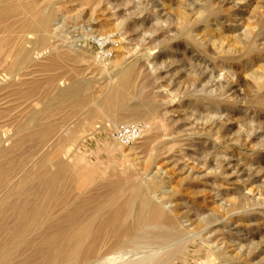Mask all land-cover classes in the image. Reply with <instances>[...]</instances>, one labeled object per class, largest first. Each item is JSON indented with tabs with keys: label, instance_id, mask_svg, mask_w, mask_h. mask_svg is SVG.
Instances as JSON below:
<instances>
[{
	"label": "rangeland",
	"instance_id": "obj_1",
	"mask_svg": "<svg viewBox=\"0 0 264 264\" xmlns=\"http://www.w3.org/2000/svg\"><path fill=\"white\" fill-rule=\"evenodd\" d=\"M33 1L41 6L48 4L42 15L55 12L56 19L47 33V48L32 52L35 66L15 80L2 77L8 63L0 68V100L8 97L0 102V118L12 105L15 110L14 124L6 138L12 141L21 136L17 134L28 119L47 110L41 123L57 129L34 160L60 151L57 166L82 164L90 168L95 174L92 187L99 185L103 192L109 183L124 182L130 174L146 186L157 180L150 197L157 203L167 202L164 207L169 210L179 206L176 210L179 208L183 215L181 226L185 225L182 230L191 239L190 250L177 256L174 264H220L212 255L221 248L220 252L227 253L235 264H264V191L260 192L264 190V0ZM183 14L189 31L181 24ZM30 36L23 39L25 47L33 50L37 36ZM103 39L108 40L106 48L101 45ZM151 51L156 54L144 57ZM100 55L105 57L103 62L98 61ZM129 66L134 68L125 94L130 103L116 104L106 114L91 115L119 83L118 72ZM210 75L217 81L207 86ZM79 82L89 84L82 97L89 98L90 103L65 104L58 99L61 91ZM221 84L227 87L224 93ZM144 100L147 106L153 102L152 107L145 106ZM129 106L140 111L153 108L154 120L140 122L149 131L145 138L123 146L114 129L125 125L120 118L132 110ZM215 106L220 108L216 114L220 124L203 127L209 114L215 115ZM250 130L258 131L250 136ZM207 132L210 134L204 135ZM161 142L164 144L159 145ZM51 167L53 171L58 169ZM198 219L208 225L196 228ZM201 236L212 246L202 242ZM127 250L124 255L112 253L96 264H135V259L152 254V249H140L137 255ZM166 252H160L156 259Z\"/></svg>",
	"mask_w": 264,
	"mask_h": 264
},
{
	"label": "bare ground",
	"instance_id": "obj_2",
	"mask_svg": "<svg viewBox=\"0 0 264 264\" xmlns=\"http://www.w3.org/2000/svg\"><path fill=\"white\" fill-rule=\"evenodd\" d=\"M48 6V4L41 6L39 3L33 0H0V68L5 67L4 65L8 63L5 72L1 73L3 74L2 77L4 76L3 78L10 77L11 79L14 78L15 80V78L23 76L22 72L24 70L35 66L32 65V60H34L31 58L32 52H39L44 48H47V45L49 43L47 33L51 29L50 27L56 19L55 12H52L48 15L46 14L47 16L42 15V9ZM182 16L183 20L181 24L183 23L182 25H185L186 18L184 14ZM18 25L19 27H16ZM184 28L187 29L186 25L184 26ZM185 29H183V31H186L187 33L188 29ZM18 30H20L21 35L18 34ZM154 34L156 33L154 32ZM183 34L184 33L181 32V35ZM30 35H34V37L37 36L35 42L32 43V51L28 50L27 47H25V45H27L25 44V40ZM253 35L254 34H252V36ZM23 38H25V40ZM176 38H178V36ZM60 39H62V37ZM168 41H166V43ZM100 42L102 46L105 45L104 48L108 46L106 44L108 43L107 39L100 40ZM161 46L160 49H162ZM53 49L55 48L53 47ZM251 51L252 50H249V52ZM154 52L151 51L150 53L144 55V57L148 58V56H150L151 54L155 55L156 52ZM105 53L106 52H104V54ZM107 54L109 53L107 52ZM104 58L102 57V55H100V60L98 61L100 62ZM96 66H98V64ZM133 73V66H129V69H127L126 71L123 70L122 72H118V74L115 73L119 78L117 80L119 83H117L116 81L117 85L114 88L111 87L113 89L111 93L107 94L102 99L94 112L90 111L91 115H101V113L106 114L107 112L113 111L112 108L114 105L128 102L125 94L130 87V82H132L131 80L133 77ZM212 76L210 78L209 76L207 77L209 78L207 86L210 84H215V82L217 81L216 79H213ZM259 81L260 79H258V82ZM88 86V83L86 84L85 82H79L72 87L70 86V88L68 87L67 90L62 89L63 91L60 90L61 92L59 91L60 93H57L58 99L65 101V104L67 101H69L70 103L77 101H80L83 104L90 103L89 98L82 97L84 92L88 90ZM219 87L221 91H223L222 93L226 92L225 88L227 87L222 84ZM202 91V94L205 93L206 95V90ZM222 93L219 95H222ZM198 96L200 95L198 94ZM143 97H145L144 94ZM6 98L8 97L1 99L0 102L5 100ZM207 98L210 99L211 97ZM57 103L58 102H56V104ZM143 104L147 106L145 100ZM152 104L153 102L151 103V105ZM7 109V111L5 110L6 112H4L5 115L0 118H10L6 122H0V264H96L98 263V261L104 260L109 257L112 253L119 252L124 255V253L128 251L127 249H130L131 252L129 253H132L134 255H137L140 249H152L151 255L142 257L140 259H135V264H174V260L177 256L181 254L184 255V253L190 250L189 241H191V239H187V232L185 230H182L185 225L183 224L184 226H181V219L183 218V215L180 213L179 208L176 210V208L179 206L176 204L174 205L175 208H170V210L167 208V210L166 207H164L166 204H168L167 202L165 203L163 201L157 203L152 199L154 197H150L152 195L150 194L151 190H153L154 187L158 186V182L156 179V181H154L153 179V181L150 183V186H146L141 184L138 179L134 178L135 174H130V176L124 179V182L122 180H117L114 181V183H109L106 187H104L106 191L103 192L99 185L92 187L91 184L94 183L92 181L95 174L90 168H87L82 164L64 165L63 163H61V165L57 166L58 164L56 162H58L57 160L60 158V151L58 153L53 151L54 153L52 152L53 154L51 155L46 154L37 162L38 159L34 160L35 155L39 151H41L42 148L48 145L49 141L52 139V136L55 134V129H57L55 128L56 126L52 124L43 125L41 123L43 115L47 114L48 111L45 110L44 113L40 116H31L28 119L29 121L24 125L23 129L18 132L17 135L21 136H17V139L15 138L14 140L9 141V139H7L6 137L10 134L8 130L14 124L13 116L15 110L13 105L12 107H9ZM158 111L159 110H157V112ZM219 111L220 108L215 106L213 109V114L215 115L209 114L206 120L204 119L205 121L203 123V127L205 125H219L220 121L218 123L219 119L216 115ZM154 112L155 110L153 108L141 111L137 108H132V110L127 114L121 116L120 119L122 123L128 126L133 125V127H135V129L129 132V138L134 137V135H136L134 131L138 129H141L138 133V135H141V137L138 139L145 138V136L143 137V135H146V133L149 134V131L146 128L147 126L145 127V125L141 124L140 122L142 120H151L153 118ZM114 113H112V115ZM112 115L109 116L111 117ZM164 118H166V116ZM202 118L203 117H201V119ZM257 131L254 132L253 130H250L249 135L252 136ZM208 134L210 133L207 132L204 135ZM193 135H201V132L200 134L197 133ZM193 135L191 134L192 137ZM76 140H78V137ZM7 142H10V144L6 146L8 148H5L4 145ZM160 144H164V142L159 143V145ZM157 147L155 149H158ZM148 155L150 156V154ZM34 161L35 164L33 165V168H27L31 164H33ZM51 165L54 166V169H56L55 167H57L58 169L53 171ZM88 171L90 174H88ZM124 188H127L130 192L127 190L129 192L127 193ZM159 190L161 191V189ZM263 191L264 190L260 192ZM164 197L167 198L168 196L165 195ZM262 197L263 196L260 195V199ZM168 201L174 203L173 198L170 196L168 197ZM244 202L247 203V201ZM243 208L245 209V207ZM186 220L190 221L187 218ZM195 224H197L196 228L202 229L203 227L205 228L208 225V222L199 220L196 221ZM184 238H186V240H184ZM206 239L204 236L200 237V240L202 242H205L206 245L208 244L210 246L211 243ZM152 245H157L158 249L152 248ZM253 245L254 244H252V246ZM213 246L215 247V245ZM105 248H107L108 252L104 251ZM221 249L219 251L217 249V252H213L212 257H214V260H220V264H235V261L227 258V253H225L224 251L220 252ZM110 250H113V252H109ZM164 251H167L165 256L161 259H156V256H158L160 252L162 254V252ZM141 253L144 254L143 252ZM123 259L124 257L122 258V260Z\"/></svg>",
	"mask_w": 264,
	"mask_h": 264
},
{
	"label": "built area",
	"instance_id": "obj_3",
	"mask_svg": "<svg viewBox=\"0 0 264 264\" xmlns=\"http://www.w3.org/2000/svg\"><path fill=\"white\" fill-rule=\"evenodd\" d=\"M133 129H135L133 125L128 126L121 124L114 129V136H116L118 142L121 143L123 146L133 144L134 142L139 141L138 138L141 137V135H138L141 129H138L134 131L136 135H134V137L132 138H129V132H131V130Z\"/></svg>",
	"mask_w": 264,
	"mask_h": 264
}]
</instances>
